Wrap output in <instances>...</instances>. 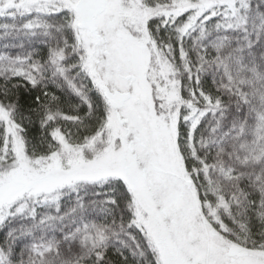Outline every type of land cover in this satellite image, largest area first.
<instances>
[{
  "label": "snow or ice",
  "instance_id": "snow-or-ice-1",
  "mask_svg": "<svg viewBox=\"0 0 264 264\" xmlns=\"http://www.w3.org/2000/svg\"><path fill=\"white\" fill-rule=\"evenodd\" d=\"M0 264H264V0H0Z\"/></svg>",
  "mask_w": 264,
  "mask_h": 264
}]
</instances>
